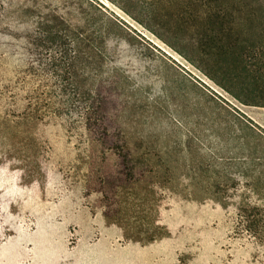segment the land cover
Returning a JSON list of instances; mask_svg holds the SVG:
<instances>
[{
    "label": "rangeland",
    "instance_id": "374dc122",
    "mask_svg": "<svg viewBox=\"0 0 264 264\" xmlns=\"http://www.w3.org/2000/svg\"><path fill=\"white\" fill-rule=\"evenodd\" d=\"M96 1L122 32L85 62L44 31L64 16L76 33L90 0H0V264H264V144L246 128L264 134V108L235 99L190 20ZM91 92L114 146L86 131L87 103L62 108Z\"/></svg>",
    "mask_w": 264,
    "mask_h": 264
},
{
    "label": "trees",
    "instance_id": "16d2710c",
    "mask_svg": "<svg viewBox=\"0 0 264 264\" xmlns=\"http://www.w3.org/2000/svg\"><path fill=\"white\" fill-rule=\"evenodd\" d=\"M90 1L88 4L91 7H97L89 19L82 14L84 27L78 28L76 33L71 30V24L64 16H54L49 20L51 26L48 32L44 31L45 45L67 46L68 52L75 56L78 54L79 59L85 62L96 57L99 61L109 59L104 49L110 47L114 37L122 32L121 22L98 1ZM108 1L126 14H129L127 7L135 5L152 20L168 24L171 19L176 20L179 24L177 27H182L183 22L190 20L189 28L195 33L199 52L217 68L222 80L227 78L232 87L242 93L243 100L235 99L247 106L264 108V0H168L165 3L162 0H125L119 4L114 0ZM58 41H62L61 44H57ZM74 59L69 58L71 62ZM69 66L72 68V65ZM92 95V92L89 93V98L85 100L68 98L63 101L62 108L70 107L69 112L72 114L76 104L87 103L86 131L93 137L99 135L109 142L113 141L114 146L115 137L119 139L121 134H112L107 128V119L102 110L97 112ZM98 102L102 107L103 104ZM91 110L95 114H91ZM78 119L75 116L73 121L77 123ZM246 128L257 137V141L264 144V134L260 135L249 126ZM240 205L243 217L247 218L252 228L263 223L260 217L263 208L259 204L245 200Z\"/></svg>",
    "mask_w": 264,
    "mask_h": 264
}]
</instances>
